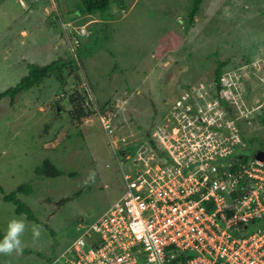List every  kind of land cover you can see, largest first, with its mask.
I'll return each instance as SVG.
<instances>
[{
	"label": "rangeland",
	"instance_id": "374dc122",
	"mask_svg": "<svg viewBox=\"0 0 264 264\" xmlns=\"http://www.w3.org/2000/svg\"><path fill=\"white\" fill-rule=\"evenodd\" d=\"M110 2L112 21L107 14L79 17V0H0V92L27 75L30 64L66 63L63 82L55 72L0 100V231L14 218L28 226L22 251L0 255V264H68L63 256L82 227L123 194L118 138L141 144L152 125L171 119L182 96L188 104L197 102L190 92L213 95L218 61L229 62L226 74L236 83L231 116L254 140L238 155L251 160L264 144V0H203L190 26L192 0ZM244 55L249 63L235 70ZM77 90L93 111L80 122L68 116L67 97ZM101 107L112 118L116 147L94 113ZM44 160L77 176H36ZM90 172L94 179L86 182ZM21 184L32 189L20 197L34 221L3 200ZM62 198L71 200L59 206Z\"/></svg>",
	"mask_w": 264,
	"mask_h": 264
},
{
	"label": "built area",
	"instance_id": "2783aa9c",
	"mask_svg": "<svg viewBox=\"0 0 264 264\" xmlns=\"http://www.w3.org/2000/svg\"><path fill=\"white\" fill-rule=\"evenodd\" d=\"M206 97L175 101L141 144L116 139L123 194L82 227L64 261L174 264L190 253L177 264H264V160L238 155L247 148L238 120ZM111 120L100 116L116 147Z\"/></svg>",
	"mask_w": 264,
	"mask_h": 264
},
{
	"label": "trees",
	"instance_id": "16d2710c",
	"mask_svg": "<svg viewBox=\"0 0 264 264\" xmlns=\"http://www.w3.org/2000/svg\"><path fill=\"white\" fill-rule=\"evenodd\" d=\"M203 0H192L191 10L190 14L188 16V26H190L195 16L199 13L201 4ZM110 0H79V3L76 6V10L74 13H77L79 17H85V16H95V15H109V18L107 21L114 20V16L109 14L108 10L110 7ZM72 16V15H70ZM78 17V18H79ZM77 19V18H76ZM70 21V20H68ZM67 21V26L69 25ZM106 21V20H105ZM70 29V26H68ZM71 37V36H70ZM249 63V59L247 56H243V58L239 61L238 64L234 65V68L241 67L243 65H247ZM229 64L228 61H218L216 64V67L214 68V77H213V84L215 87V94L214 98L217 99L219 102H221L224 99V87L221 83V79L225 77L227 74V71L225 70V67ZM66 65L62 60H57L50 62V64L45 66H37V65H28L27 69V75L23 76L19 82L8 89H6L3 92H0V100L9 97L11 100H13L17 95L27 92L31 88L39 85L45 78H47L50 74H53L57 72L59 75L60 82H63L62 79V71L61 69ZM236 70V68H235ZM85 97L86 94H82L79 92V90L75 91L72 95L68 96V104L70 105V110L68 112V116L75 121H82V119L89 117L92 115L93 111L90 110V106L85 105ZM227 102L222 103V105H226ZM101 112L104 110L101 107ZM230 112V110L228 111ZM244 140V138H242ZM249 144H252L254 142L253 139L247 140ZM138 146H130L129 150H135ZM260 149L264 150V144H261ZM134 153V152H133ZM34 173L36 176H41L49 179H55L62 175H67L68 177L72 178L77 176L74 172H63L60 169L56 168L54 164H52L49 160H44V162L34 170ZM1 192H3L2 189H0ZM32 192V189L30 186L26 184L19 185L16 190L13 192L4 195L3 200L7 203H11L15 206V213L20 215H25L26 219L28 221H34V214L32 210L29 208L28 205L25 204V202L21 199L20 196L28 197ZM233 196H235V193H232ZM71 198H62L58 205L62 206L65 203L69 202ZM255 223H257L255 221ZM3 233L0 231V239L3 238ZM235 236H240V233H235ZM193 254H187L185 256H181L174 264H177L178 262H185L187 259L192 258Z\"/></svg>",
	"mask_w": 264,
	"mask_h": 264
},
{
	"label": "clouds",
	"instance_id": "9594fccd",
	"mask_svg": "<svg viewBox=\"0 0 264 264\" xmlns=\"http://www.w3.org/2000/svg\"><path fill=\"white\" fill-rule=\"evenodd\" d=\"M224 79L225 80L227 79L226 80L227 83L229 82L228 83L229 84L228 89L231 90L230 91L231 93H230V96H227L226 98H224L220 103L222 104L224 102H227L226 105H227L228 111L230 110L229 113L231 114V108L228 106V104L230 102V98H231V95H232L233 90H236V88H235L236 83L233 82L231 80L230 76H228V75L225 76ZM190 93H191V96H194L196 98V97H198V94H201V91H194V92H190ZM214 94L211 95V97L212 96L214 97ZM204 98L207 99L206 95L204 96ZM102 109H104V108L102 107ZM94 113L95 114L97 113L98 118H99V122H100V116L101 115H103V117H106L107 116V114H105L104 111L103 112L95 111ZM111 124H112V120H111ZM154 126L155 125H152V129H153ZM112 128H114L113 127V124H112ZM150 132L151 131H149V132H147V134L146 133L145 134L148 135ZM242 137L244 138V141H246L245 143H246L247 148H248L249 147V143L247 141L248 139H246V137L244 135H242ZM259 151H264V150L263 149H259L258 151H255L254 155L257 152H259ZM239 157H241V156H239ZM93 179H94V173L93 172H90V174H89L86 182H89V181H91ZM27 227L28 226H27V224H26V222H25L24 219L14 218V219H11L8 222V224L6 226L5 233L3 235V238L0 239V255L11 256L13 254H19L22 251V248H23V240H22V237L24 236V234H25V232L27 230ZM31 232H32L33 239H39V237L41 235V232H40V229H39L38 226L33 225L32 228H31Z\"/></svg>",
	"mask_w": 264,
	"mask_h": 264
},
{
	"label": "water",
	"instance_id": "95a60500",
	"mask_svg": "<svg viewBox=\"0 0 264 264\" xmlns=\"http://www.w3.org/2000/svg\"><path fill=\"white\" fill-rule=\"evenodd\" d=\"M254 159L259 160V161H263L264 160V151H259L254 155ZM252 223L248 222L245 226H244V230H246L248 227H251Z\"/></svg>",
	"mask_w": 264,
	"mask_h": 264
},
{
	"label": "flooded vegetation",
	"instance_id": "af4514ba",
	"mask_svg": "<svg viewBox=\"0 0 264 264\" xmlns=\"http://www.w3.org/2000/svg\"><path fill=\"white\" fill-rule=\"evenodd\" d=\"M237 79V78H236ZM247 94H249V93H247ZM249 148V147H248Z\"/></svg>",
	"mask_w": 264,
	"mask_h": 264
}]
</instances>
